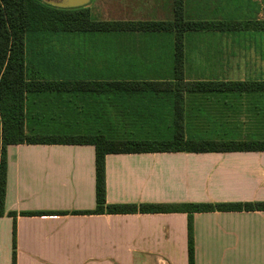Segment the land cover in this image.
Masks as SVG:
<instances>
[{"label": "crops", "instance_id": "obj_1", "mask_svg": "<svg viewBox=\"0 0 264 264\" xmlns=\"http://www.w3.org/2000/svg\"><path fill=\"white\" fill-rule=\"evenodd\" d=\"M182 1L188 21L264 22V0ZM48 4L88 8L96 21L172 22L176 12V0ZM52 47L43 60L47 79L99 88L70 94L68 116H112L123 131L160 135L174 132L181 115L187 132L264 139L263 92L183 91L197 83L264 84L262 29L186 33L179 67L175 32L64 33ZM108 84L121 90L103 93ZM103 123L81 126L98 131ZM7 165L0 264H13L14 220L16 264H189L187 213L78 214L97 209L94 146H9ZM106 192L108 205L264 204V152L111 154ZM193 224L195 264H264V210L196 213Z\"/></svg>", "mask_w": 264, "mask_h": 264}, {"label": "trees", "instance_id": "obj_2", "mask_svg": "<svg viewBox=\"0 0 264 264\" xmlns=\"http://www.w3.org/2000/svg\"><path fill=\"white\" fill-rule=\"evenodd\" d=\"M57 0H0V218L5 210L7 191V149L16 145H92L96 151L97 209L78 214H135L184 212L188 220L189 264H195L193 217L214 211L264 210V204L217 205H108L106 200V157L111 154L142 153H226L264 152V139L226 132H187L181 115L174 132L151 134L123 131L118 118H81L66 114L69 96L99 91L98 86L53 81L46 78L44 56L52 53L53 38L64 33H116L124 30L175 32L178 67L182 60L184 35L215 30H264V22H203L184 18V3L176 0L172 22L96 21L88 8L60 9L48 4ZM103 93L115 95L116 84L102 86ZM121 88V87H120ZM141 88V87H139ZM147 88V87H144ZM138 90V89H136ZM178 92L181 86L178 85ZM157 91H162L157 89ZM193 93H264V84H187ZM64 104H61V103ZM103 120L101 130L91 131L82 123ZM16 219V213H8ZM24 216L43 213H22ZM13 264H16V220L13 229Z\"/></svg>", "mask_w": 264, "mask_h": 264}, {"label": "water", "instance_id": "obj_3", "mask_svg": "<svg viewBox=\"0 0 264 264\" xmlns=\"http://www.w3.org/2000/svg\"><path fill=\"white\" fill-rule=\"evenodd\" d=\"M48 3L55 4V3H57V1H48Z\"/></svg>", "mask_w": 264, "mask_h": 264}]
</instances>
